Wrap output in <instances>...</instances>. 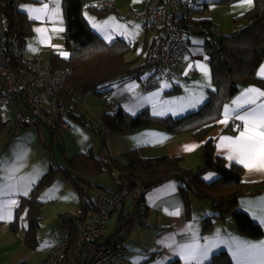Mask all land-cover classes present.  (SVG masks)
Wrapping results in <instances>:
<instances>
[{"label":"crops","instance_id":"1","mask_svg":"<svg viewBox=\"0 0 264 264\" xmlns=\"http://www.w3.org/2000/svg\"><path fill=\"white\" fill-rule=\"evenodd\" d=\"M98 1L104 0H84L83 15L91 30L108 43L121 39L131 44L132 50L128 53L127 59L133 61L135 66H140L151 60L153 53L151 51H154L157 44L155 32L145 29L139 20L128 16L131 12L145 11L150 0H112L115 4L114 9L106 10V14L101 17L95 14L94 9H91L92 3ZM63 3L64 0H32L20 4V10L25 12L33 21V35L29 37L24 49L21 51L24 61H51L52 54L66 60L67 56L61 54L69 53L64 43L66 25ZM44 5H47V8H44ZM253 6L254 3L250 7L242 6V0L229 5L210 4L204 14L191 13L190 15L197 20L210 18L221 33L229 34L238 26V24L235 25L232 22L233 18L246 13ZM25 9H43V11L29 12ZM35 16L39 18H33ZM37 29L41 31H37ZM189 42L188 54L183 58L175 73L162 82L160 88L148 93L144 92L141 84L144 76L142 74L140 78H132L106 86L109 91L100 96L102 104L96 107H87V101L92 93L84 94V105L90 109L87 112L83 111V107L74 96V102L67 105L65 118L70 121L68 110L74 104L73 111L76 114L83 113L89 120L93 119L91 117H95L99 123L98 127L95 126L96 128L100 127L102 114L114 113L119 109L130 115H136L147 108L155 117H172L174 119L183 118L197 112L208 101L214 86L211 67L207 62L205 52L206 38L204 33L196 34L194 32L190 34ZM200 65L207 69V74L201 70ZM262 69H264V60L257 71V76L264 80V76L261 75ZM253 87L264 90V88L256 85L242 87L223 108V116L218 120L215 128L202 140H198L192 133L173 135L164 128L147 126L137 129L130 135L110 136L108 140L109 157L125 163L123 154L128 150H136L143 159H154L163 156L182 157L185 159L187 168L198 172L203 169L201 150L206 143L212 141L215 154L225 159L228 166L237 164L243 168L242 181L244 183L264 182V171L255 169L250 171L244 164L238 163L235 158L229 159V156H234V153L227 142L222 144L224 137L233 139L239 137L243 128L242 122L235 118V113L229 116L226 123L223 122L225 120V108L235 109L236 105L233 101L240 100L244 93ZM177 90L179 91L176 92ZM107 98L113 103L110 107L105 106ZM197 100L200 102L195 103V106H193V102ZM257 102L264 103V98H260ZM157 112L162 114H154ZM7 116L5 117L4 112L0 111V122L11 123L12 131L13 117L9 114ZM233 120L241 124L239 131H233ZM7 128L8 124L0 135L7 131ZM72 132L68 134H72ZM62 139H64V136H62ZM1 148L2 144L0 142V158L4 151ZM90 151L92 152V150ZM17 167L14 163L3 164L0 162V211L4 215V219H0V264H37L47 256L59 237L71 234L68 218L73 213L59 212V216L63 217V233L44 242L40 236V232L44 228L43 220L45 219V202L42 200L41 194L40 199L44 205L41 226L38 230L39 245L36 249L27 247L24 242L27 207L23 205L22 199L31 195L37 180L34 181V177L31 176L29 178L26 176L24 180H21V168L17 169ZM39 175H41L40 172ZM217 178L218 174L214 171H206L202 175V179L206 182H213ZM51 186L45 189L51 188ZM100 193L101 191H98L95 198L86 195V201L96 200ZM13 200L16 201L15 204L11 203ZM145 201L147 204L145 216L122 242L129 253L123 259L112 264H170L174 261L186 264L184 256L181 255V248L184 245L193 244H199L202 247L214 245L209 247L207 257L203 258L200 264L211 262L221 252H226L233 264H237L232 254L231 245L233 240L247 241L254 244L264 242V235L258 240L241 235L232 216L225 219H213L212 229L204 233L205 219L214 214L213 208L210 205H204L203 201L192 198L190 201V214L188 215L179 184L174 179L164 181L149 189ZM133 203V196L127 198L122 210L112 215L109 222L108 240L119 238V232L127 219V215L132 210ZM79 206H81V202ZM238 209L247 214L264 231V223H262V220H264V189L258 194L241 197ZM17 214H19L21 226L15 230L11 227V224L16 220ZM65 221L68 223L67 225ZM71 235H74V233ZM187 264H197V262L191 261Z\"/></svg>","mask_w":264,"mask_h":264},{"label":"trees","instance_id":"2","mask_svg":"<svg viewBox=\"0 0 264 264\" xmlns=\"http://www.w3.org/2000/svg\"><path fill=\"white\" fill-rule=\"evenodd\" d=\"M30 1L32 0H0V15L6 21V45L11 44L13 37L18 41L17 54L13 58L14 68H19L26 62L21 51L29 37L33 35V21L19 8L21 3ZM239 1L241 0H201L200 7L194 9L192 13L204 14L210 4L229 5ZM63 7L66 25L64 43L73 57L65 60L52 54L51 63L54 67L71 69L61 93L67 105L74 102L76 94L95 93L103 96L109 91L106 88L108 85L128 78H140L151 60L135 66L133 61L127 59L128 53L132 50L131 44L121 39L108 43L93 32L83 15L84 0H64ZM94 10L97 16L106 14V10ZM191 16L185 21V30L189 34L196 31L204 33L207 62L212 71L214 89L210 92L206 104L197 112L179 119L155 117L147 108L136 115H130L122 109L114 113H104L100 117V124L109 131L110 136L130 135L139 128L157 126L173 135L192 133L198 140H202L215 128L218 120L223 116V108L242 87L256 85L264 88V80L257 76L258 68L264 60V0H254L252 9L233 18L232 22L235 25H242L238 35H224L210 18L197 20ZM154 32L155 40L158 42L160 30ZM217 37H221L219 44L215 43ZM74 107L75 104L68 110L70 117L97 134L103 150L108 146V141L101 136L94 122L83 113L76 114L73 111ZM7 124L6 121L0 122V133L5 130ZM48 129L53 142L61 137L53 129ZM62 152L66 167L61 168L52 162L48 171L32 189L31 195L22 199L23 205L27 207L24 242L31 249H36L39 245L38 230L41 226L44 205L40 195L45 188L54 183L58 174L78 189L83 207L88 202L81 184L90 185L92 178L105 173L112 176L115 186L107 188L98 185V190L101 193L120 192L126 199L132 196L134 198L139 187L151 189L164 181L174 179L179 184L188 215L192 198L212 203L214 214L205 219L204 233L212 229L213 219L232 216L241 235L255 240L264 235L263 229L238 209L240 198L262 192L264 182L244 183L243 168L237 164L228 166L225 159L215 154L212 141L206 143L201 150L203 169L198 172L187 168L182 157L163 156L143 159L136 150H128L123 154L125 163L113 157L109 159L97 157L91 151L79 152L73 156ZM206 171L216 172L218 178L213 182L204 181L202 175ZM20 226L21 221L17 214L11 227L16 230ZM170 264L181 263L174 261ZM206 264H233V262L226 252H221Z\"/></svg>","mask_w":264,"mask_h":264},{"label":"built area","instance_id":"3","mask_svg":"<svg viewBox=\"0 0 264 264\" xmlns=\"http://www.w3.org/2000/svg\"><path fill=\"white\" fill-rule=\"evenodd\" d=\"M200 5L201 0H150L145 11L128 14L130 18L139 20L145 29L160 30L151 61L142 72L144 92L160 88L188 54L190 34L184 24ZM91 7L98 11L112 10L115 4L112 0H104L92 3ZM241 28L242 25L235 27L231 35H238ZM17 44V39L13 37L11 44L6 45V21L0 15V111L12 115L13 136L17 137L25 128L37 129L42 125L59 135L71 133L73 125L65 118L67 101L61 95L71 69L54 67L51 61L41 60H29L21 67L14 68ZM72 57L69 51L66 60ZM112 105L107 98L105 106ZM232 129L239 131L241 124L233 120ZM99 130L108 141L109 131L102 124ZM148 190L139 187L136 191L132 210L116 240L107 239L109 222L112 215L121 211L125 204L123 193H100L96 200L88 202L85 207H78L68 218L70 233H74V243L71 234L59 237L47 256L37 264H112L123 259L129 251L122 242L145 216Z\"/></svg>","mask_w":264,"mask_h":264},{"label":"rangeland","instance_id":"4","mask_svg":"<svg viewBox=\"0 0 264 264\" xmlns=\"http://www.w3.org/2000/svg\"><path fill=\"white\" fill-rule=\"evenodd\" d=\"M224 35H231L224 34ZM75 99L83 107V111L87 112L88 106L96 107L101 105V97L99 94H90L87 101V107L84 105V94H76ZM75 100V101H76ZM71 106V105H70ZM90 108V107H89ZM8 114L4 112V116ZM10 115V114H9ZM93 116V115H92ZM94 125L98 127V121L95 117ZM74 131L72 134H63L59 136L56 141H51L50 129L45 126H40L38 129L25 128L17 137L12 135L11 123H8L7 131L0 135V142L4 151L1 154L0 162L3 164L14 163L21 168V180L24 177H34L35 185L41 179L43 174L48 170L50 163L65 168L66 162L63 152L68 156H73L78 152L92 153L97 157L109 159L108 146L101 149L100 137L89 129L85 128L81 123L70 117ZM64 136V139H62ZM20 171V170H19ZM39 172L41 175H39ZM40 176V177H39ZM39 178V179H37ZM98 185L107 188H114V179L109 174H103L99 177L92 178L90 185L81 184L85 195L95 198L98 190ZM42 200L45 202L44 206V228L40 232L41 239L44 242L51 240L55 236L63 233V217H60L61 212L75 213L81 202L79 191L76 187L68 183L61 174L56 176L54 184L51 188L43 190ZM41 196V195H40ZM130 196V195H129ZM129 198V197H127ZM41 200V199H40ZM65 203V204H64ZM204 205H210L211 202L203 201ZM60 212V213H59ZM46 245V243H44Z\"/></svg>","mask_w":264,"mask_h":264},{"label":"snow or ice","instance_id":"5","mask_svg":"<svg viewBox=\"0 0 264 264\" xmlns=\"http://www.w3.org/2000/svg\"><path fill=\"white\" fill-rule=\"evenodd\" d=\"M254 0H242V6H252ZM47 8V5H44ZM29 12H41L43 9H25ZM33 18H39L35 16ZM37 31H41L37 29ZM109 38V37H106ZM65 57L67 53H61ZM202 71L207 74V69L199 66ZM261 75L264 76V69ZM260 98H264V90L259 88H249L240 100L233 101L236 105L235 109L225 108V120L227 122L230 115L235 113V118L242 122L243 128L239 137L233 139L231 137H224L222 144L227 142L231 148L234 156L230 155L229 159L235 158L238 163L244 164L250 171L255 169L257 171H264V103H258ZM197 100L193 102L199 103ZM252 106V107H249ZM248 109V110H244ZM157 115L161 112L154 113ZM15 204L16 201H11ZM0 219H4L2 211H0ZM264 223V220H262ZM209 246H200L199 244L184 245L181 248V255L184 256L187 262L196 261L200 264L203 258L207 257ZM232 254L237 264H264V242L259 244L249 243L247 241H232Z\"/></svg>","mask_w":264,"mask_h":264},{"label":"water","instance_id":"6","mask_svg":"<svg viewBox=\"0 0 264 264\" xmlns=\"http://www.w3.org/2000/svg\"><path fill=\"white\" fill-rule=\"evenodd\" d=\"M196 34H203L202 31H196ZM221 41V37H217L215 40V43L219 44V42Z\"/></svg>","mask_w":264,"mask_h":264}]
</instances>
